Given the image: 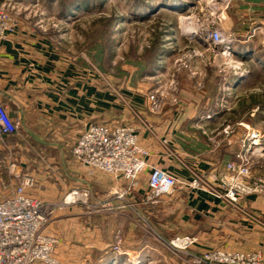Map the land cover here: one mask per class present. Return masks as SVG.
Returning <instances> with one entry per match:
<instances>
[{"label": "rangeland", "instance_id": "rangeland-1", "mask_svg": "<svg viewBox=\"0 0 264 264\" xmlns=\"http://www.w3.org/2000/svg\"><path fill=\"white\" fill-rule=\"evenodd\" d=\"M160 1L0 0L6 26L0 45L12 38L33 39L43 57L35 64L40 74L75 85L73 93L68 88L73 96L81 95L78 89L84 87L91 113L101 109L104 98L105 120L92 121L78 140L92 125L128 128L146 153L140 156L146 168L135 180L77 162L72 150L78 140L70 150L74 161L87 167L90 176L104 173L122 182L121 188L111 189L107 204L133 193L147 205L171 198L158 206L160 214L147 220L142 209V217L90 212L81 229L96 234L88 238L96 245L75 254L58 252L62 240L52 228L55 217L81 206L92 209L86 204L90 189L75 183L61 199L53 200L43 190L47 198H42L38 180L49 177L51 149L30 140L29 153L21 151V120L13 118L1 100L19 131L0 138L2 158L10 163L1 165L9 180L0 173V202L23 187L19 173L33 182L26 194L48 205H58L74 193L87 199L55 209L48 219L45 233L59 243V264H203L200 259L215 252L256 255L264 264V68L257 55H264V26L257 28L248 10L236 7L242 0H165L172 5L163 8ZM215 31L229 38L230 47L214 44L210 35ZM242 38H249L245 48ZM252 52L256 56H250ZM158 119L172 120V137L193 158L190 170L180 165L183 175L149 164L151 153L141 144L135 125L151 126L148 120ZM170 138L162 142L167 145ZM221 158L223 164L215 167L213 161ZM154 170L176 180L172 193L154 195L149 186ZM45 187L54 189L55 183ZM177 241L189 245L176 246Z\"/></svg>", "mask_w": 264, "mask_h": 264}, {"label": "crops", "instance_id": "crops-1", "mask_svg": "<svg viewBox=\"0 0 264 264\" xmlns=\"http://www.w3.org/2000/svg\"><path fill=\"white\" fill-rule=\"evenodd\" d=\"M236 7L248 10L249 16H252V20L257 23V28L264 26V0H242L241 5L238 6L237 4ZM257 16H261L262 19L257 20V18H261ZM249 38L241 39L243 40L241 42L243 43V48L248 46L244 43L247 42L248 44ZM37 46L38 44L33 39L26 38H12L9 42L0 45V100L7 107L9 114L13 118L21 120L20 135L24 137H21L24 139L21 142V151L30 148L27 143L30 140L42 143L45 147L51 149L49 151L52 152L54 160H52L53 163L49 167V177L44 180V177L40 176V179H37L39 185L38 194L41 193L39 195L42 198H47L43 192L46 191L48 196H50L49 198L53 200L61 199L73 189L72 187H74L75 183L82 187H89L91 197L86 204L88 205L87 208L90 206L93 208L85 209L82 206H75L77 208L71 212H68V209L55 217V222L52 226L55 230L54 232L62 240V245L58 252L63 254L67 251L74 254L85 252L96 245L95 242L92 244L88 240V238H91L90 235L95 236L96 234H92L90 229L89 231L86 230L87 234H85L86 232H83L85 230L81 229L82 222H87L92 213L102 214L110 212L120 218L127 214L142 217L139 213V210L142 209L141 211H144L143 216L147 217V220H154V217L160 214L158 206H165L171 198L163 199L159 204L147 205L141 199H135L133 193L124 201L113 197L114 199L111 203H106L112 199H110L111 189L121 188L122 182H117L104 173L97 172L95 175L90 176L87 167L76 163L70 152L71 147L76 143L88 124L95 120H97L95 122L105 120L104 98H102L101 109L94 110L91 113L88 93H85L86 96H84V87L80 90L78 89L81 97L73 96L75 85L71 84L70 86L59 82L58 78H50V74H47V72L40 74V71L36 70L35 66L36 62L41 60L40 57H42L40 55L41 51L38 50ZM54 62L58 64L57 58H55ZM42 75L44 76L41 77ZM44 77L50 80H44ZM69 87L72 88V93L68 89ZM98 104L100 105L99 101ZM171 121L158 119V121L152 120L151 122L148 120L151 126L147 122H143L135 125V128L138 131L141 144L151 153L149 164L179 176L183 175L181 173L183 169L180 165L190 170L188 165L192 163L191 159L193 158L188 157V154L180 145L181 142H177L172 137ZM202 122L207 124L205 120ZM169 136L171 141H168L166 145L162 141ZM13 149L14 151L16 150L15 147ZM24 153L28 154L29 150ZM3 155H5V150L0 146V173H3L6 179L9 180V176L4 174L6 173V168L2 169L1 165L7 164L10 166V163L9 159L2 158ZM29 159L25 158L23 160L28 162ZM223 162V158H221L220 162L217 160L213 161L214 164L216 163L215 167L222 165ZM45 166L46 164L43 163L40 170L42 171L41 168H46ZM47 182L55 183V188L45 187ZM57 184L61 185L60 189L57 188ZM146 189L147 187L142 190L145 192ZM107 192V200H104ZM77 205H85V203ZM127 208L130 211H127Z\"/></svg>", "mask_w": 264, "mask_h": 264}, {"label": "built area", "instance_id": "built-area-1", "mask_svg": "<svg viewBox=\"0 0 264 264\" xmlns=\"http://www.w3.org/2000/svg\"><path fill=\"white\" fill-rule=\"evenodd\" d=\"M4 18L0 14L1 29H5ZM210 38L214 44L231 43L220 31L212 32ZM19 131V123L14 122L0 104V138L14 137ZM72 150L77 162L112 175H123L135 180L145 168L140 156L146 153L138 146L132 130L121 127L92 125L86 130ZM14 170V169H12ZM19 173L16 177L23 180L12 197L0 202V264H59L55 259L57 239L45 233L50 215L57 210H64L78 199L76 193L68 196L58 205H48L26 194L33 186L30 179H24ZM28 178V177H26ZM149 186L157 197L172 193L177 182L167 173L154 170L149 176ZM85 198V199H84ZM78 199V200H77ZM183 246L189 241H177ZM203 264H262L256 255L239 253H209L200 259Z\"/></svg>", "mask_w": 264, "mask_h": 264}, {"label": "trees", "instance_id": "trees-1", "mask_svg": "<svg viewBox=\"0 0 264 264\" xmlns=\"http://www.w3.org/2000/svg\"><path fill=\"white\" fill-rule=\"evenodd\" d=\"M161 2V6H162V8L164 7V6H171L172 5V3L171 2H166L165 0L163 1V0H161L160 1ZM167 8V7H166ZM169 9L171 10V7H169ZM236 50V52H241V50H237V49H235ZM237 54V53H236ZM248 56H249V54H247ZM258 55V57H261L260 58V63L259 64H261V66H263V68H264V61H262V60H264V55H262V56H260L259 54H257ZM236 56H238V54L236 55ZM250 56H256V53L255 52H252L251 54H250ZM251 58V57H250ZM250 60H252V59H250ZM242 84V81H240L239 83H238V86L239 85H241Z\"/></svg>", "mask_w": 264, "mask_h": 264}, {"label": "bare ground", "instance_id": "bare-ground-1", "mask_svg": "<svg viewBox=\"0 0 264 264\" xmlns=\"http://www.w3.org/2000/svg\"><path fill=\"white\" fill-rule=\"evenodd\" d=\"M216 44L224 45L223 43H220V42H219V43H216ZM227 45H228V43L225 44V46H226V47H230L229 45H228V46H227ZM227 56H228V55H227ZM173 244H174V243H173ZM175 245H176V246H180L181 244H180V243H175Z\"/></svg>", "mask_w": 264, "mask_h": 264}]
</instances>
